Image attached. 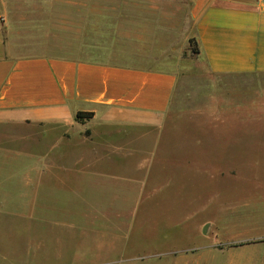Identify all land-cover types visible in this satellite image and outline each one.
<instances>
[{
  "label": "crops",
  "instance_id": "1",
  "mask_svg": "<svg viewBox=\"0 0 264 264\" xmlns=\"http://www.w3.org/2000/svg\"><path fill=\"white\" fill-rule=\"evenodd\" d=\"M262 73L264 0H0L5 169L19 161L27 168L22 157L30 154L16 149L18 143L32 142L40 153L48 140L52 162L85 153L105 164L109 159L100 155L119 153L123 141L139 137L133 127L162 131L190 118L177 113L186 78ZM202 86L209 99L196 119L225 123L224 106L242 107L236 100H211L218 86ZM254 86L264 95L263 84ZM140 182L134 183L139 189ZM7 202L0 197V205ZM96 215L101 230L117 221L116 234L97 239L111 247L110 237H121L127 219ZM79 217L17 215L0 207V264H120L110 252L97 261L78 260Z\"/></svg>",
  "mask_w": 264,
  "mask_h": 264
},
{
  "label": "rangeland",
  "instance_id": "2",
  "mask_svg": "<svg viewBox=\"0 0 264 264\" xmlns=\"http://www.w3.org/2000/svg\"><path fill=\"white\" fill-rule=\"evenodd\" d=\"M187 79L177 113L189 121L162 131L133 127L139 137L123 141L119 153L100 155L105 164L85 153L52 162V140L40 153L32 142L15 146L30 154L22 157L26 169L20 161L5 169L0 153V197L8 199L0 207L17 215L80 216L84 237L73 244L81 262L110 252L120 264H264V241L238 245L264 239V95L252 89L264 85V73ZM204 83L218 86L211 100L242 105L223 107L225 123L196 119L209 99ZM105 213L127 219L121 237H110L112 252L98 240L116 234L117 221H108L107 231L93 217Z\"/></svg>",
  "mask_w": 264,
  "mask_h": 264
},
{
  "label": "trees",
  "instance_id": "3",
  "mask_svg": "<svg viewBox=\"0 0 264 264\" xmlns=\"http://www.w3.org/2000/svg\"><path fill=\"white\" fill-rule=\"evenodd\" d=\"M190 42H191V46H192L193 51H194L195 53L198 52V49H197V47L195 46V43H194V39H191ZM87 114H91V113H87ZM83 115H84V113L79 112V113L77 114V118H78V119H81ZM89 116H90V115H89ZM259 241H264V239H262V240H258V241H248V242H243V243H239L238 245H244V244H248V243H252V242H259Z\"/></svg>",
  "mask_w": 264,
  "mask_h": 264
}]
</instances>
